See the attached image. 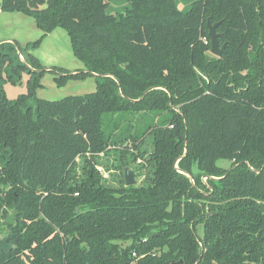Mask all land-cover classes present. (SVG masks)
I'll return each mask as SVG.
<instances>
[{
    "label": "trees",
    "instance_id": "trees-1",
    "mask_svg": "<svg viewBox=\"0 0 264 264\" xmlns=\"http://www.w3.org/2000/svg\"><path fill=\"white\" fill-rule=\"evenodd\" d=\"M0 12L35 21L28 49L65 30L85 70L48 69L58 86L96 80L91 94L41 100L36 58L0 53V239L13 247L0 264H264V0L187 12L177 0H1ZM23 74L27 92L9 100ZM111 152L108 183L94 166Z\"/></svg>",
    "mask_w": 264,
    "mask_h": 264
},
{
    "label": "rangeland",
    "instance_id": "rangeland-1",
    "mask_svg": "<svg viewBox=\"0 0 264 264\" xmlns=\"http://www.w3.org/2000/svg\"><path fill=\"white\" fill-rule=\"evenodd\" d=\"M193 1L194 0H177L178 9L181 12H187L190 9ZM27 17L32 22H35L31 17L26 16V18ZM35 27L37 28L36 24H35ZM21 31H23V33L25 34L24 38H30L29 36L26 35V33L28 32V27L21 28ZM39 35L37 37L33 38L31 40V42H29L27 44H30V43L38 40L41 36V35L40 36ZM41 42H40L39 46L41 45ZM27 44H23V42H21L20 40L18 41L17 44L12 43V42L2 43L1 45H3V47H0V53H10L11 52L10 47H13L20 62L25 63V61H24V60H26L25 56L27 54H30V55L34 56L36 58V60L39 62V64L42 66V68L45 69V66L47 64H44V62H43L44 60H42V59H44V57H50L51 56L54 45L57 46L59 49L62 48L63 50H67L68 53L70 52V48L68 47V45H69L68 40L67 41H64V40L61 41L57 38H52L50 41H48L46 46L44 45V47H43V45H42V47H40L41 48L40 52L37 51V48H39V46L35 49H28ZM68 48H69V50H68ZM19 51L22 52V55L19 54ZM39 54H40V58L39 57L38 58L40 59V61L36 57ZM64 63H65V60H61V64L69 66V64H67V62L65 64ZM49 66H51L50 68H53L56 65H49ZM58 67H60V66H57L56 68H58ZM62 67H66V66H62ZM50 68H48V69H50ZM55 77H56V75L53 72H50L48 70H45L42 72L41 76L38 78L40 86L35 91V97L36 98L41 99V100H45V101L55 102V101H59L65 97H69V96L91 94L96 90V80H95L94 76H86L83 79H76V80L70 79L62 86H58L56 84ZM28 78H29L28 75L23 74L22 79L19 81V83L15 84V85L6 84L4 86L6 96L9 100L13 101L18 96L23 95L27 92L26 80ZM104 132L107 135L110 134V132H111L110 128L105 126ZM145 148L147 149V151L151 150V139L150 138H148ZM115 156H116L115 153L111 152L107 156L103 155V156H100L98 158V161L100 162L99 165L102 166L107 171L106 173H108V176H109L107 179L108 183H112L111 178L113 175H115V177H117L119 175L118 170H115L114 168L107 170L105 167V164H107V163H109L110 165L111 164H117V162L114 161ZM219 165H221L223 167H227L228 163L227 162H219ZM129 170H131L133 174H134V172H136L135 169L129 168ZM143 173H144V171H143ZM143 178H144V176L142 175L141 178H138L136 181L140 182ZM197 233L200 237H202L203 228L201 225L197 226ZM2 237H3V235H1V238Z\"/></svg>",
    "mask_w": 264,
    "mask_h": 264
},
{
    "label": "crops",
    "instance_id": "crops-1",
    "mask_svg": "<svg viewBox=\"0 0 264 264\" xmlns=\"http://www.w3.org/2000/svg\"><path fill=\"white\" fill-rule=\"evenodd\" d=\"M23 27H28V32L26 33V35L29 36L30 38H24L25 34L23 33V31H21V28ZM39 34L41 35V31L35 27V22L29 20L28 17L26 18L25 15L17 12L15 13L0 12V45L2 43H9V42L17 44L19 40L23 42V44H27L31 42V40L37 37ZM52 38H57L61 41L62 40L69 41V37L65 32V30L61 28H57L44 37V39L41 42V45L39 46V48H37V51L40 52L41 49L40 47H42V45L43 47L44 45L46 46L48 41H50ZM68 47L70 48L69 53L67 52V50H63L62 48L59 49L57 46L54 45L53 51L50 56L51 58L44 57V59H42L44 60L43 61L44 64H47L45 66V70H48V68L51 67L49 65H56L55 67L60 66L58 68H61L71 73H74L79 70L84 71L85 69L82 63L73 56L70 41ZM36 57L40 58V54L37 55ZM61 60H65V63L67 62V64H69L70 67L61 64ZM62 66H66V67H62Z\"/></svg>",
    "mask_w": 264,
    "mask_h": 264
},
{
    "label": "water",
    "instance_id": "water-1",
    "mask_svg": "<svg viewBox=\"0 0 264 264\" xmlns=\"http://www.w3.org/2000/svg\"><path fill=\"white\" fill-rule=\"evenodd\" d=\"M218 25L219 23L210 24L209 22H207L208 36L210 39L209 52L211 55L216 57H220L225 52V47H226V44L219 46L218 39L220 35L216 32V28ZM123 179L125 186H131L135 184L134 174L128 168H125L123 171ZM16 213H17L16 209H14L13 212L6 217L4 222L8 225H13L14 219L16 217ZM7 240H8L7 236H4L0 239V251L11 250L13 248L12 245L7 242Z\"/></svg>",
    "mask_w": 264,
    "mask_h": 264
},
{
    "label": "built area",
    "instance_id": "built-area-1",
    "mask_svg": "<svg viewBox=\"0 0 264 264\" xmlns=\"http://www.w3.org/2000/svg\"><path fill=\"white\" fill-rule=\"evenodd\" d=\"M87 156H89L88 154H87ZM100 156H103V154H100L98 157H100ZM76 162L77 163H79L80 162V159H79V157H77L76 158ZM139 162V161H138ZM99 161H98V164H96L94 167H95V170H96V172L98 173V174H100V176L102 177V178H104V179H108V173H106L107 171L102 167V166H100L99 165ZM205 177L204 178H202V180L205 182ZM75 195H77V194H75ZM133 256H135V254H133Z\"/></svg>",
    "mask_w": 264,
    "mask_h": 264
}]
</instances>
